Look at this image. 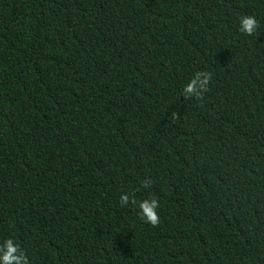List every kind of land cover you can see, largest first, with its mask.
<instances>
[{
	"label": "trees",
	"instance_id": "1",
	"mask_svg": "<svg viewBox=\"0 0 264 264\" xmlns=\"http://www.w3.org/2000/svg\"><path fill=\"white\" fill-rule=\"evenodd\" d=\"M7 238L29 264H264V0H0Z\"/></svg>",
	"mask_w": 264,
	"mask_h": 264
},
{
	"label": "clouds",
	"instance_id": "2",
	"mask_svg": "<svg viewBox=\"0 0 264 264\" xmlns=\"http://www.w3.org/2000/svg\"><path fill=\"white\" fill-rule=\"evenodd\" d=\"M238 31L244 35H252L258 27L255 17L250 15H241L238 17ZM210 79V73L198 71L183 87L182 94L185 97L194 95L197 98L203 91L207 90V83ZM147 187V184L143 185ZM119 203L122 206L132 205L137 209V216L144 222L156 225L158 216L156 209L158 208V201L155 198H148L137 201L132 194H122L119 198ZM0 264H29L27 256L20 249L19 245L13 239L7 238L0 243Z\"/></svg>",
	"mask_w": 264,
	"mask_h": 264
}]
</instances>
